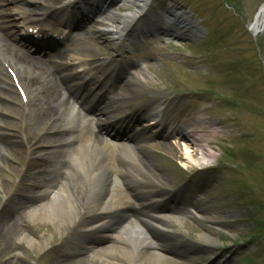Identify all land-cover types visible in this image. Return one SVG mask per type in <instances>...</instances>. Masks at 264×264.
<instances>
[{"label":"bare ground","instance_id":"bare-ground-1","mask_svg":"<svg viewBox=\"0 0 264 264\" xmlns=\"http://www.w3.org/2000/svg\"><path fill=\"white\" fill-rule=\"evenodd\" d=\"M148 1L129 0L135 9L131 16H115L108 21L124 28L129 20L136 19L143 13ZM36 9L35 6L33 10L36 11ZM263 30L264 5L252 25V32L256 35ZM1 41L5 56L12 66L9 70L14 73V78L17 77L21 93L25 94L28 101L26 104L19 101L16 87L11 85V82L13 84L16 82L13 81V77L11 79L9 75L4 76L3 81L0 82V118H5L3 113L22 117L29 138L27 145L33 143L41 132L51 133L52 136L43 138L48 147L44 152H36L29 147L26 149L23 141L2 140L0 142L2 146L0 151L8 155L4 158L0 157V162L5 161L2 163L8 169L9 178L20 185L17 194H12L15 184L0 183L4 196L12 197L10 205L5 203L2 206L0 242H5L8 237L13 240L11 231L14 229L25 232L21 230L24 229L21 228L22 225L17 226L28 215L41 228H44L42 222H45L55 223L57 227L72 225V231L75 227L84 231V235L79 238L80 240L83 238L87 241L86 243L75 242L74 238L77 235H73L74 250L71 253H60L61 255L52 251L53 255L49 264H112L114 262V264H181L180 260L169 256H180L195 251L204 252L212 262L227 264L236 252L239 255L243 254V250L234 252V246H220L219 235L206 226L215 224L227 227L236 219L238 211L225 212L226 216L217 217L212 215L207 204L194 200L192 196H189L191 200L188 202L182 196L183 194L180 196L166 193L169 185L162 183L166 182L164 174L158 172V168L150 158L151 155L148 154V156L145 150L137 147L138 145L134 144L141 156L139 161L135 159V151L113 149L106 141L100 146L76 145V138L68 135L70 114L66 109L67 104L63 102L64 96L56 89V86H53L51 77L45 78L33 70V67L44 69V64L40 60L18 52L5 38ZM85 47L81 49L75 45L77 59L83 61L88 59L90 68L103 69L102 63L90 60L94 55ZM161 84H154L146 73L137 72L133 79L127 82L121 98L124 100L127 97L135 98L140 95L154 94L158 96L156 89L163 87ZM4 101L20 105L21 114L16 108L8 106L4 108ZM143 111L145 114L148 112V110ZM195 126L196 129L203 128L200 123ZM105 130L106 126L102 125L100 132ZM194 136L201 137V141H204L202 135L195 133ZM194 136L190 139L196 144L199 143ZM162 148L165 154L172 158L178 153V150L170 143H164ZM25 149L26 155L31 160L26 173H22L23 171L17 169L16 163L22 167L25 166L21 161ZM13 152H18L16 155L19 157H14ZM201 153L205 158L212 156L210 151L204 149ZM7 161L15 166L11 164V169ZM71 177L77 184L68 182ZM156 184L160 190L156 189ZM121 185L128 189L129 195L138 203L137 206L140 209L132 208L129 196L120 190ZM162 188L165 189L162 190ZM158 196H161L160 201H155L154 199ZM176 203L178 206L174 209L181 207L180 214H188L187 207H189L202 217L201 224L204 228L198 240L186 237L183 229L166 217L168 209L164 210V208ZM157 210L164 213H157ZM93 236H99V238H92ZM21 237V241L27 243L31 249L38 248L44 251L48 245L40 240L38 244L31 235ZM102 243L108 245L101 247ZM14 245L16 243L4 246L2 249L4 256L12 252ZM108 250L114 251L116 256H110ZM24 263H26L25 258L14 255L13 260H5L3 264Z\"/></svg>","mask_w":264,"mask_h":264},{"label":"rangeland","instance_id":"rangeland-1","mask_svg":"<svg viewBox=\"0 0 264 264\" xmlns=\"http://www.w3.org/2000/svg\"><path fill=\"white\" fill-rule=\"evenodd\" d=\"M166 1L160 0L157 8H163ZM215 1L179 0L181 4L185 2L197 7L204 17L213 18L209 24L213 27L214 44L204 46L199 43L196 48L187 49L186 41L178 39L182 42H174L168 47L161 43L163 40L159 41L151 47L158 55L151 57L145 69L150 79L163 84L167 94L185 92L191 97L189 102L178 106L179 112H176L179 108L175 109L177 114L170 118V125L204 124L207 143H177L178 140L173 139L171 145L178 150L173 158L166 156L161 148L150 152L166 178L167 183L163 184L178 193L184 191L186 199L194 195L207 204L213 216L224 217L225 212L238 211L236 219L227 227L206 225L219 235L220 246H234V252L244 251L243 255L236 252L231 264H264V31L256 38L248 31L264 0H232V4L224 0L230 9L226 11L217 10ZM123 5L116 16L132 11L131 7L127 8L128 3ZM102 47H98L99 54L112 56L110 48ZM202 149L210 151L211 158L202 156ZM0 156L4 158L5 153L1 152ZM13 156L19 157L16 153ZM2 162L0 183H13ZM7 162L11 169V164L15 166ZM16 167L20 169V166ZM203 188L206 192L201 194ZM232 188L244 191L242 197L245 200L236 198ZM5 200L0 189V218ZM190 214L178 216V226L199 239L204 227L194 211ZM25 219L21 221L25 232L14 229L11 231L13 240L8 237L5 242H0V264L13 260L14 255L25 258L24 264H49L51 251L65 252L63 243L70 242L72 226L57 227L55 223L42 222L44 228H41L32 219L27 218V222ZM33 231L36 236L32 238L38 244L39 240L48 244L44 251L31 249L21 241L22 235L30 236ZM14 243L12 252L4 256V246ZM108 252L110 256H116L114 251ZM203 255V252H197L195 259L185 256L178 259L183 264H198Z\"/></svg>","mask_w":264,"mask_h":264}]
</instances>
